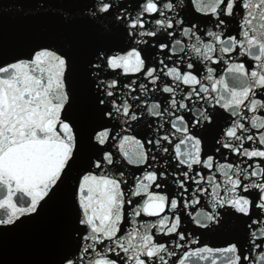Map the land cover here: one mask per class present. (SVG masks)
I'll use <instances>...</instances> for the list:
<instances>
[{
	"label": "snow or ice",
	"instance_id": "snow-or-ice-1",
	"mask_svg": "<svg viewBox=\"0 0 264 264\" xmlns=\"http://www.w3.org/2000/svg\"><path fill=\"white\" fill-rule=\"evenodd\" d=\"M77 7L0 40V264H264V0Z\"/></svg>",
	"mask_w": 264,
	"mask_h": 264
},
{
	"label": "water",
	"instance_id": "water-1",
	"mask_svg": "<svg viewBox=\"0 0 264 264\" xmlns=\"http://www.w3.org/2000/svg\"><path fill=\"white\" fill-rule=\"evenodd\" d=\"M43 5V7H41ZM78 0H0V40L10 50L22 51L28 43L46 32L55 31L68 16L76 26L81 24ZM60 202H54L42 220L28 229L30 233H43L54 224L60 210ZM202 242L219 245L222 238L216 235L202 237ZM9 260H44L49 256L34 250L18 238L7 245Z\"/></svg>",
	"mask_w": 264,
	"mask_h": 264
}]
</instances>
